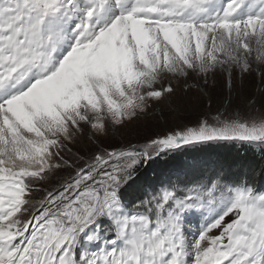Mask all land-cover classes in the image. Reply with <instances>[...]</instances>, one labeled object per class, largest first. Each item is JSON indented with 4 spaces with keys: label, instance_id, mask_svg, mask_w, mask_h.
I'll return each instance as SVG.
<instances>
[{
    "label": "snow or ice",
    "instance_id": "6c2138e0",
    "mask_svg": "<svg viewBox=\"0 0 264 264\" xmlns=\"http://www.w3.org/2000/svg\"><path fill=\"white\" fill-rule=\"evenodd\" d=\"M253 74L264 0H0V264H264V165L141 172L222 144L264 159V100L99 146L178 90Z\"/></svg>",
    "mask_w": 264,
    "mask_h": 264
},
{
    "label": "rangeland",
    "instance_id": "374dc122",
    "mask_svg": "<svg viewBox=\"0 0 264 264\" xmlns=\"http://www.w3.org/2000/svg\"><path fill=\"white\" fill-rule=\"evenodd\" d=\"M234 89L230 92L221 78H210L209 84L192 89L186 98L182 91L167 102L155 104L147 116H141L123 128L110 130L107 136L99 138V146H119L129 142H143L144 138L163 133L178 125L189 124L201 114H214L223 110L224 101L231 98L233 107L242 108L249 98L264 100V82L255 74L245 76L242 80L234 77ZM90 135V133L88 134ZM88 135L81 137L76 148L81 151L94 150L97 145L89 140ZM74 148V151L76 150Z\"/></svg>",
    "mask_w": 264,
    "mask_h": 264
},
{
    "label": "trees",
    "instance_id": "16d2710c",
    "mask_svg": "<svg viewBox=\"0 0 264 264\" xmlns=\"http://www.w3.org/2000/svg\"><path fill=\"white\" fill-rule=\"evenodd\" d=\"M216 159L224 160L230 164L243 159L251 163L258 173L261 171V166L264 165V159L261 158L258 150L252 151L240 145L222 144L203 149L177 152L166 159L157 160L142 167L141 172L151 179L166 178L170 174L173 175V178L176 175H180V178L184 179V173L190 163L211 165ZM257 181L259 186L264 187V183L260 182L259 176Z\"/></svg>",
    "mask_w": 264,
    "mask_h": 264
}]
</instances>
